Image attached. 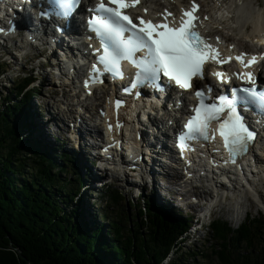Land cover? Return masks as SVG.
<instances>
[{"label": "trees", "instance_id": "1", "mask_svg": "<svg viewBox=\"0 0 264 264\" xmlns=\"http://www.w3.org/2000/svg\"><path fill=\"white\" fill-rule=\"evenodd\" d=\"M19 86L6 95L8 102L0 109V264H26L9 247L30 264H162L166 259V264L208 259L216 264H264V223L258 220L236 231L214 224L210 252L195 248L179 254L184 247L178 239L187 232V221L146 203L138 208L140 222L122 228L107 219L111 201L120 207L116 215L125 209L114 193L100 209L107 226L93 221L95 228H90L83 220V199L77 201L80 179H71L64 157L58 163L44 147L35 146L22 118L29 94Z\"/></svg>", "mask_w": 264, "mask_h": 264}, {"label": "snow or ice", "instance_id": "2", "mask_svg": "<svg viewBox=\"0 0 264 264\" xmlns=\"http://www.w3.org/2000/svg\"><path fill=\"white\" fill-rule=\"evenodd\" d=\"M46 2L47 7L40 12L42 17L67 19L79 7L81 0ZM142 2L143 0H98L94 7L88 9L91 14L87 20L88 29L94 33L99 46L93 50L96 59L91 64L84 88L90 89L95 84H103L104 77L107 76L113 80L128 78L130 84L122 91L131 95L133 90H137V99L141 96L139 89L142 88L165 92L175 86L192 92L197 103L191 107L192 114L186 118L183 129L177 136L181 154L186 150H194L190 147L191 142L213 141L218 135L229 155V162L235 164L237 157L246 155L256 139V133L250 130L243 113L254 111L264 116V88L258 89L256 75L250 70L260 60H264V55L249 56L241 52L236 56H223L217 46L221 43L220 38L215 37L213 43V38L204 34L205 22L210 17L198 15L200 6L196 0H190V7L181 6L179 16L165 8L153 18L149 16V9L144 7L142 14L133 18L128 10H136ZM89 39L93 37L90 36ZM233 49L234 45L228 47L229 52ZM233 59L244 71L231 75L243 84L250 85L249 87L233 88L228 94L221 93L213 99L211 85L206 84L201 88L193 84L194 80L205 79L206 65L223 66ZM124 62L134 69L130 77H126L123 71ZM209 75L221 84L231 81V76L226 72L212 70ZM165 78L166 85L162 83ZM88 94L91 95V92ZM209 100L212 102L208 103ZM123 106L124 101L117 98V131L123 127L118 118L119 109ZM101 114L105 115L103 112ZM107 130L109 133L113 131L111 123L107 124ZM120 143L117 140L110 146L119 147Z\"/></svg>", "mask_w": 264, "mask_h": 264}, {"label": "rangeland", "instance_id": "3", "mask_svg": "<svg viewBox=\"0 0 264 264\" xmlns=\"http://www.w3.org/2000/svg\"><path fill=\"white\" fill-rule=\"evenodd\" d=\"M260 1L261 2L258 1V3H257L256 0H252L251 7L258 5L260 10H261V12L263 13L264 12V0H260ZM7 60H10V61L13 62L12 63L13 65H10V67L20 68L22 70H28L29 67H30L29 65L24 66V64H25L24 61L20 60L19 58H16L13 53L7 55ZM0 63H2V66L5 68L6 71L9 70L8 66H6V64H3L2 61ZM32 66L36 67L37 66V62L34 63V65H32ZM46 73L47 72H43L42 78H44V76H45V78H44L45 81L44 82H46V80H47L46 83H48V85L46 83H45V85H40V80H35L33 82V84L28 86V88H33L34 91H35L36 87L38 88L36 90L37 94H34V96L32 97V104H34L37 108L35 109L34 106L31 107L32 104L30 105L31 109L29 108V110H31V112H32V114H30V118H31L30 122L33 125H35L34 121L38 122L39 120H41L38 113L42 112L44 120H41V121L46 122L45 119L53 118V120L51 121L52 125L49 126V128H53L54 127V122L57 121L58 117L64 116V114L62 113L61 110H65V111L67 110L68 106H64L63 105L64 103L62 102V100L64 99L63 97L66 96L65 93H66L67 90L66 91L60 90L61 92H65V93L62 95L63 97L62 96H58V95H61V94H58V95L56 94L58 92L57 88H55L54 85L51 82L48 81L50 79L47 78L48 74H46ZM34 74H36V71H35ZM46 75H47V77H46ZM9 78H10V80H9ZM11 78L13 79V75H10V73L9 74H5V75L0 77V82H1L0 83V97H2V99L0 100V109L8 102L6 100V97H7L6 95H8L10 93V90L12 89V85L13 84L11 83L12 82ZM3 80H6L5 84L2 83ZM15 81L17 83V81H19V80H15ZM47 92L49 93V95H46ZM38 94L46 95V98L45 99H40V98H38L39 96H37ZM71 96H69V97H71ZM69 99H68V102L71 101ZM88 109L90 110L91 107L88 106ZM56 111H57V113H56ZM81 113H83V111H81ZM36 115H38V116H36ZM61 119H63V117L60 118V120ZM65 119L66 120L72 119V117L68 116V118L65 117ZM40 124L41 123H39V122L37 123V125L41 127ZM49 128H48V130H49ZM64 128H66V126ZM41 132H42V130H41ZM40 139L42 140L43 144L46 142L45 146H47V150L50 149L49 146L51 147V145H52L50 143V137H48V138L46 137V140H45L40 135ZM168 145H169V143H168ZM53 146H55V145H53ZM60 150L65 151V152H68V151L70 152V151H72V146H71V144L64 143L60 147ZM93 169L96 171L95 168H93ZM90 170H91L90 173L86 174V171H84V174L89 175L90 179H92V175L96 177V174L95 173H91V172H94V171H92V169H90ZM97 172H98V170H97ZM64 176L65 175L62 174V178H64ZM127 179L129 181L133 180L132 177H128ZM169 182H171V184L175 183L174 180H170ZM112 185L119 188V190L121 191V196H122L123 201L124 200L128 201V200L132 199L133 200V204H135V205L131 204L128 207L125 206V209L119 215H116V213H118L120 211V207H118V206L114 207L112 209L113 211L108 214L109 218H107V219H109L110 221H113L114 223L115 222L118 223L122 228L133 227V226L136 225L137 222H140L141 218H140V216H137L138 208L143 205V200H147V201L149 200V198H150L149 192L150 191H151V196H152V198H151L152 203L154 205L159 206V207H161L163 205V210H165L168 215H172V216H177L178 215L180 217H184L185 215H188L190 217V222H192L195 219V216L197 214V212L194 210V206H193L194 204H189V207L188 206L185 207L183 201H181V198H179V197L182 196V194H180V193L179 194H173V192H169L168 189H169V187H172V186L164 187V186H166L165 182L164 183H158L157 187H155V190H154V188L152 189V185L144 184V182H142L141 184H137L136 186L137 187L143 186V187H141V188H143V190L140 189V188H137L134 192L130 191L129 187L123 186V183H116L115 181H113ZM176 185H177V183H176ZM87 186L84 187V186L81 185V187L79 188V190H80L79 193L76 191L78 193L77 201L79 202L80 199L81 200L83 199V206H81L82 213H84L83 214V220H84V222L89 224L90 228H93V221L97 222L98 224H101L102 226H107L108 222H106L104 220V218L103 219L100 218V213H101L100 209H101L102 206L105 205V201H106L105 197L101 194V192H100L101 190H99V188H95L96 185H94L93 183H92L91 187H87ZM116 187H114V188H116ZM182 188H183V185L179 189H182ZM176 190L177 189H175V191ZM196 191L197 190H195L194 193ZM137 192H139L141 194L138 199L135 198ZM72 194H74V193H72ZM206 195H208V194L207 193H202L201 194V196H203V197L206 196ZM187 196L190 197L191 195L187 194ZM191 197H194V196H191ZM262 197H263V199H262L263 207L261 208V210L253 209L252 205L249 206V207H251V209H252L251 210V214H252L251 217L252 218H254V217H256V219L260 218L261 221H264V196H262ZM254 200L256 201L255 198H254ZM188 201H190L189 198H188ZM149 204H151V203H149ZM232 204H233V202L231 200L226 201L224 203V205H223L222 210L220 212L214 213V218L215 219L216 218H220L224 222H227L230 227H232L234 229H237L239 225H237L234 222H229L227 220L228 217L226 216V209L231 208ZM123 205H126V202H123ZM150 206L153 207L152 204ZM62 208H64L66 210V212L70 213V209L65 208V206H62ZM177 210L180 211V214H177ZM192 210H194V211H192ZM97 215H99V219L97 218ZM30 218H31V220L34 221V215H30ZM31 224H32V222H31ZM33 225H35V224L33 223ZM184 240L185 241L181 244V246H183L184 249H181L178 252L179 254L183 253V250H185V249H195V248H198L200 251L203 250L205 252L206 251L210 252V249L208 248V245H209L208 242L211 240V232L209 231V229L204 230L197 238H194L193 240H191L190 243L187 241L188 240L187 237H184ZM254 248H256V246H254ZM8 250L16 252L17 258H21V259L26 261V264H30L29 261H27L21 255L19 250L15 249V248L12 249L10 247L8 248ZM249 251H250V249H249ZM167 261L168 260L166 259L165 261L162 262V264H166ZM188 263H190V264H216L213 259H208V260L203 261V262H195V263H191L190 261H188Z\"/></svg>", "mask_w": 264, "mask_h": 264}, {"label": "bare ground", "instance_id": "4", "mask_svg": "<svg viewBox=\"0 0 264 264\" xmlns=\"http://www.w3.org/2000/svg\"><path fill=\"white\" fill-rule=\"evenodd\" d=\"M159 1L161 3L164 2V0H152L151 5H154L155 7H161V3H159ZM166 1L167 0H165V2ZM175 1L177 2L178 5H181L184 0H175ZM147 2H150V1H145V4ZM200 4L202 6V14L210 17L209 21L206 22V26L209 30H214L215 29L214 25H219V27H216L217 30L219 28H221L220 33H226V34L230 35L232 37V39H234L235 35H236L232 28H236L237 34H245L246 38L248 40H251V41H253V40L258 41L259 39L264 38V14H263L264 12L263 13L261 12L258 5L251 7L252 0H245V1L244 0H201ZM52 61H55V60H52ZM81 70H82V68L78 69L79 72ZM69 76L70 77L73 76L71 69L69 72ZM101 90L105 91V87L101 88ZM72 91H74V89ZM64 93L65 92H63L61 94V96ZM70 93H71V91H66V93H65L66 96L65 97L62 96L64 98L62 100V102L64 103L63 104L64 106H69L68 97L71 96ZM94 101L97 102L96 104L98 105L95 107V110H98V108H102L101 102H99L97 97L94 98ZM75 107L79 108V107H83V106H79L78 102L74 104V102L72 101V103L70 104V108L67 107V110H66L67 113H65L64 110H61L62 113L64 115H66L67 118H68V116L72 117V119H68V120L65 119V122H75L76 125H82V124L87 125L88 122L85 121V118H81V116L77 114ZM107 118H110V116H107ZM52 120H53V118L46 119V122L44 124H42V123L40 124L41 127L37 125V123H38L37 121H34L36 124V130L41 135V137H43L45 140H46L47 136H50L49 130L51 132H54V128H49V126L52 125V122H51ZM149 122H150L151 126H154L155 123L153 120L149 119ZM140 124H141L140 121H138V125H140ZM65 126L66 125H64V127ZM48 128H49V130H48ZM66 128H68V126H66ZM41 130H42V132H41ZM139 133H140L141 138L147 136L146 131L140 130ZM157 137L154 138V144H161L162 141L165 139V137H161V136L160 137L157 136ZM89 145H90L89 142H86V146H89ZM84 147H85V142L83 140H81L79 143V147H78V155H80L79 161L81 163L84 162V159L82 158L83 157L82 154L85 151ZM134 147L138 148V145L134 144ZM148 150L154 151L152 146H150V145L148 147ZM156 152H157V154H151L152 157L150 158V165H154L158 159V156H159L158 154L160 153V151L158 150ZM82 170H83V174H84V171H86V174L90 173V171H91L90 169L88 171L85 167H83ZM92 171H94V170H92ZM91 173H95V172H91ZM86 174H84L85 178H88L90 181L86 184V186L88 185L87 187H91L92 182L94 180H96V177L92 175V179H90L89 175H86ZM147 177H148V179H150V181L147 182V181H145V179L142 180V178H140V180L138 181L137 184H141L142 182H144V184L150 183V185H152V189L154 188V190H155V187H157V184H158V180H162L163 182H165V184L171 183V182H167V181L174 180L175 183L172 184V186H174V187H169V189H168L169 192H173V194H179L180 193V194H182V196L185 194L186 195L185 199H184L185 205L189 207V204L187 201L188 196L186 194L189 191L183 192V191H181V189H180V191H177V190L175 191V189H177V187H180V182H182V176L180 173H175L174 175L164 174V175L160 176L157 180L152 175V172L150 171V168H149V170L147 172ZM176 183H177V185H176ZM196 186H197L196 184L190 185L189 190L192 193H194V191L196 190L195 189ZM141 187H143V186H139L138 188H141ZM150 193H151V191H150ZM202 193H207L208 195H206V196H209V192L201 190L200 195ZM206 196H204V197H206ZM237 196H240V195H237ZM189 203L194 204L191 202H189ZM193 206H195V204Z\"/></svg>", "mask_w": 264, "mask_h": 264}]
</instances>
